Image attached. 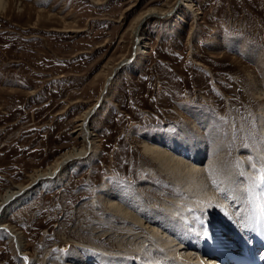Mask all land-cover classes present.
Listing matches in <instances>:
<instances>
[{"label":"rangeland","instance_id":"374dc122","mask_svg":"<svg viewBox=\"0 0 264 264\" xmlns=\"http://www.w3.org/2000/svg\"><path fill=\"white\" fill-rule=\"evenodd\" d=\"M183 1L6 0L0 11V198L28 185L35 171L65 152L84 148L76 130L84 112L99 104L88 117L94 136L86 161L69 166L60 185L40 183L23 204L5 210L2 224L19 234L32 264L76 263L78 253L89 249L99 255L138 253L130 243L107 244L108 237L126 236L116 229H128L109 208L107 192L134 193L136 204L161 215L187 209L175 203L185 189L179 196L173 189L184 183L149 165L146 144L164 146L185 162L189 157L172 152L165 139L201 138L205 156L196 168L225 170L236 180L245 178L242 172L261 171L264 101L253 105L259 95L252 79L264 89V65L257 62L264 60V0H191L192 12ZM149 10L175 14L140 23ZM135 28L147 45L145 54L134 53ZM239 44L256 48L258 57ZM108 78L105 98L96 104ZM124 205L147 225L137 224L143 233L157 230L171 239L139 209ZM0 264H21L1 231Z\"/></svg>","mask_w":264,"mask_h":264},{"label":"bare ground","instance_id":"6f19581e","mask_svg":"<svg viewBox=\"0 0 264 264\" xmlns=\"http://www.w3.org/2000/svg\"><path fill=\"white\" fill-rule=\"evenodd\" d=\"M183 2H186L184 4V7L189 12H192L193 5L191 3V0H184ZM6 6V0H0V11L5 10ZM173 14H175L173 10L164 13L149 10L141 15V17L139 18V22L141 23L143 20L145 22L149 18L167 19ZM133 36L135 42V55L145 54L143 49H145L147 45L143 42L144 38L139 35L138 28H135L133 30ZM239 46L246 54L256 55V57H258L256 48L255 50H248L240 44ZM257 62L264 65V60L261 61L259 59ZM252 80L255 84H257L255 88V94L259 95L256 99V102H253V105L257 103L260 104L261 101H264V94H261L264 93V89L261 85H258V82L255 79ZM110 82L111 80L109 78L105 81L103 91L97 99L96 104L99 102L101 97L102 101L105 98L106 93L103 94V92L106 87V83H108V87L106 88L107 90L110 86ZM94 108L95 106L91 109V111L89 110L84 112L82 116L83 119L80 120L79 123L80 130H76V134L77 131H81V137H79L82 142L85 143L84 148H72L71 150L65 152L60 156L58 160H55L47 168L35 171L28 185L14 187L13 190H6L0 198V231L5 233L7 239L13 243L16 250L17 259L18 256L23 257V259L21 257L19 258L21 264H32L33 262L31 259H29V257H27L26 254L21 251L19 234L12 232L7 225L2 224V219H4L6 213L5 210H7V207L10 208V206L12 205L17 207L23 204L24 202H21L22 199H28L30 197L29 190H32L36 186L40 185V183L48 182L50 183V185H60L63 178L65 179L66 177H68V173L66 170L69 166H72L76 163L80 164L86 161L89 155L92 154V151L90 149L92 147V138L94 134L89 129V121L91 118L88 117L94 110ZM262 109L264 113V108ZM234 123H237L236 120H234ZM261 125L260 137L264 138V122ZM204 140L200 138L198 139V141L190 140L189 143L187 136L165 139V141L168 142L169 147L171 148L170 150L172 152L176 151L177 153H181L182 151V154H180V156L189 157V159H185V162H181L179 161V159H175L173 154L168 153V150L164 149L166 148L164 146H157L158 144H146L143 146V155L146 156L145 158L148 160L149 165L152 164L154 166H157L160 172L169 176V178L173 179L178 184L181 185L182 183H184L183 187H173L175 193H177L178 196L182 188H184L187 193L185 194L186 196H183L184 194H182L180 200H175V203L183 205L185 206V208H187L183 210V213L174 210L169 211L164 215L151 210L150 212H148L146 208H144L143 204L140 205L139 203H137V206L136 202L138 199L136 197V194L134 193L126 195L125 193L119 194L120 192H115L114 194L112 193V191L107 192L108 199L106 200V202L109 205V208L113 209V214H116L115 216L121 217V223L127 226L128 229L132 228V230L134 231L132 232V230L128 229L124 230V227L116 229L115 231L117 233H123V235H126L124 237L122 236L126 243H122L123 240L121 237H117L118 239L115 237V239L114 237L107 236V244L114 242V240H117V243L122 245L124 244V246L125 244H127L126 246H133L134 249L138 250V253L134 252L130 253V255L122 253V256H115V254L110 253H102V255H99L94 251L90 252V249L88 250L84 247L83 249L88 251H82L81 253H78L79 256L76 257V259H79L78 262H69L68 264H89L90 261H94L95 264H159L157 260H163L162 263L160 261L161 264H192L188 263L186 261L187 259L191 261L196 260L194 264H201V261L205 264H212V261L214 259L213 256H211V245L208 244V234L212 231H216L218 234H221L219 233L221 229H223V233H225L227 230V237H229V239L226 241L224 240L220 243V245L225 248H235L237 245H241V242L246 244L249 242L251 235L253 236L258 234L259 218H261L263 221L262 216H264V185L257 186L258 183L264 184V180L261 179V177L264 176V163H262V159H264V157H262V153L264 154V151H260L261 157L258 156L260 159L262 158L260 161V164L262 165V167H260L262 169L259 174L257 175L256 171L251 169L252 171L242 172L244 174L243 177H245L244 179L240 178L239 180H236L238 179L236 175L233 176L235 173L230 175L231 173L227 172L228 174L225 175V170L224 172L221 171L223 173L221 174V172L216 173V171H208L207 169H205V167L196 168V166L199 164L198 163L196 165V163L199 161V158L202 159L203 155L205 156L206 148L204 146ZM156 142L158 141L156 140ZM214 143L212 142L211 146L209 147L210 150L212 149V151H214V149L216 148L214 147ZM244 151H241L242 154L244 153ZM244 155H246V153H244ZM209 162L210 160H208V163ZM238 162L239 164H241V166L244 165L241 161ZM251 163L253 164V162ZM262 172L263 174H261ZM222 176L225 177L222 178ZM255 176H257L256 179L253 178ZM147 190L150 189L147 188ZM221 191L223 192V194L221 193ZM116 194L119 195L117 196ZM212 196H217L220 204H222L218 205L216 202L213 203ZM173 199L168 202L169 207L172 206L171 201H174ZM124 204H127L129 207L139 209L140 214L146 218L147 222L155 224L159 230H161V227L164 228L163 230L168 233L171 239L169 240L168 238H166V234H163V236H161V233H159L157 230L156 232L145 230L146 233H143L141 231V227H145L147 225L143 223V221L140 220L139 217L128 212V210L125 209ZM168 208H165L164 210ZM206 213L211 214V217H206V215L204 216V214ZM147 214H152V216L148 217ZM227 215L229 216L227 217ZM211 218L215 219L218 223L214 224ZM116 219L118 220L117 222H119V218ZM262 223H264V221ZM137 224L141 227L137 226ZM234 226L236 228V232H233ZM6 231H8V233H6ZM247 231H250V233H248ZM130 232H132L131 237L128 235L130 234ZM205 236L207 238H205ZM128 243L130 244L128 245ZM119 244H116V246ZM190 250H193L195 252ZM186 252L193 254H185ZM197 252L199 255H196ZM129 256L134 257V259H130Z\"/></svg>","mask_w":264,"mask_h":264},{"label":"water","instance_id":"95a60500","mask_svg":"<svg viewBox=\"0 0 264 264\" xmlns=\"http://www.w3.org/2000/svg\"><path fill=\"white\" fill-rule=\"evenodd\" d=\"M114 75H115V74H114V72H113V74L110 76V78L113 79ZM104 92L106 93V89L104 90ZM98 106H99V104H97V105L95 106L94 111L96 110V108H97ZM94 111H93V113H94ZM6 233H8V231H6ZM20 257L23 259L22 256H18V259H19Z\"/></svg>","mask_w":264,"mask_h":264},{"label":"snow or ice","instance_id":"6c2138e0","mask_svg":"<svg viewBox=\"0 0 264 264\" xmlns=\"http://www.w3.org/2000/svg\"><path fill=\"white\" fill-rule=\"evenodd\" d=\"M261 179L264 180V176H262ZM205 238H207V237L205 236Z\"/></svg>","mask_w":264,"mask_h":264}]
</instances>
